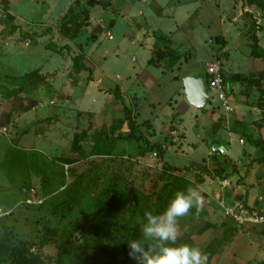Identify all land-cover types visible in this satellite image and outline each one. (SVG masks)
<instances>
[{
  "label": "rangeland",
  "instance_id": "374dc122",
  "mask_svg": "<svg viewBox=\"0 0 264 264\" xmlns=\"http://www.w3.org/2000/svg\"><path fill=\"white\" fill-rule=\"evenodd\" d=\"M73 2L0 0V244L53 264H108L112 254L136 264L127 241L156 248L143 237L145 213L167 207L152 192L174 168L179 191L195 188L202 202L166 243L199 248L207 264L263 263L262 228L237 226L224 207L264 210L263 62L250 56L253 36L264 52V0H77L87 19L64 20ZM209 64L223 74L228 113L207 84L203 111L177 94L185 75L205 81ZM170 66L179 82L159 74ZM214 144L228 151L215 155L219 169Z\"/></svg>",
  "mask_w": 264,
  "mask_h": 264
},
{
  "label": "clouds",
  "instance_id": "9594fccd",
  "mask_svg": "<svg viewBox=\"0 0 264 264\" xmlns=\"http://www.w3.org/2000/svg\"><path fill=\"white\" fill-rule=\"evenodd\" d=\"M202 202L200 192L195 188L177 191L160 215L146 212V223L142 227L145 240L156 239V248H146L144 241H127L128 257L136 264H207V256L190 245L169 246L177 239V218L186 215L194 206ZM135 253V255H134Z\"/></svg>",
  "mask_w": 264,
  "mask_h": 264
},
{
  "label": "trees",
  "instance_id": "16d2710c",
  "mask_svg": "<svg viewBox=\"0 0 264 264\" xmlns=\"http://www.w3.org/2000/svg\"><path fill=\"white\" fill-rule=\"evenodd\" d=\"M80 15L82 17H84L85 19H87V17H88L87 12L79 6L77 0H74L73 4L69 7L67 16H64V20H67L70 17H79ZM13 19L14 18L9 14H7L5 17L6 22L9 24L12 22ZM10 27L13 31L16 28V27L11 26V25H10ZM47 32L48 31H45V32H42L41 34H39V38L41 36L45 35ZM24 37H26V35H24ZM37 37H38L37 35H31V36H28V39L34 40ZM252 41H253V44L251 47L250 56L254 57L256 59H260L263 62V70L261 72V77H260V83L263 84L264 83V52L258 51V43H257L258 40L255 36L252 37ZM50 47L52 49V46H50ZM73 63H74L73 64L74 68L80 69L82 67L81 64L78 62V59H73ZM82 68L84 70L87 69L84 67H82ZM30 77H31L30 75H27V76H24L23 79L29 80ZM7 78H10V77H5V80H8V81L11 80V79H7ZM12 79L17 80L18 78H12ZM88 79L92 80V76L90 77V75H89ZM260 88H261V86H260ZM225 89H226V87H225ZM113 92H114L117 100H119L117 103L119 104L120 107H122V110L124 112V120L127 122V127L129 129V136L132 137V136H134V130H133L134 122L131 118L132 111H131V109H129L125 105L124 101L122 100V97L120 94V89L118 87H115ZM210 116L213 117L212 114ZM218 127H219L218 123L214 122V124H213V132L214 133H216L218 131ZM248 139H250V138L248 137ZM254 144L258 145L256 143H254ZM258 147L262 148L261 146H258ZM155 148L160 149V147L156 144V146L155 145L151 146L150 150L152 151ZM140 155L144 156L143 154H140ZM159 155L162 159L165 155V152L161 150L159 152ZM213 155H214L212 157L213 162L217 166L216 169H219L221 167V163L216 158V156H215L216 154L213 153ZM176 172H178V170H176L174 168H168L166 170H163L160 173L161 174L160 176H162L164 179V182L162 184V188L159 187V190H157L158 188L157 189L155 188V189H153L154 191L152 192V195L159 192V197L156 200L158 203L169 202V200L174 195V193L181 190L182 188H183V190L186 188V186L184 185V181L174 175V174H176ZM262 230L264 231V228H262ZM112 255L104 256V258L106 259L108 264H124L125 256L120 255V256H118V258L116 257V259L115 258L113 259ZM4 256H10L14 260L15 264H53V263L49 262L48 260H46L40 256L28 254V252H25L21 249L11 247L5 243H1L0 244V258H3ZM261 264H264V262Z\"/></svg>",
  "mask_w": 264,
  "mask_h": 264
},
{
  "label": "built area",
  "instance_id": "2783aa9c",
  "mask_svg": "<svg viewBox=\"0 0 264 264\" xmlns=\"http://www.w3.org/2000/svg\"><path fill=\"white\" fill-rule=\"evenodd\" d=\"M205 84L209 90L214 92L219 106L226 111L232 110L231 104L228 101L224 78L221 70L216 64H209L205 70ZM242 143V142H240ZM153 157H157V152H153ZM225 216L229 217L234 224L239 227L245 226H260L264 228V210H251L243 208L240 205L224 207Z\"/></svg>",
  "mask_w": 264,
  "mask_h": 264
},
{
  "label": "water",
  "instance_id": "95a60500",
  "mask_svg": "<svg viewBox=\"0 0 264 264\" xmlns=\"http://www.w3.org/2000/svg\"><path fill=\"white\" fill-rule=\"evenodd\" d=\"M181 84L188 104L198 111H203L210 102L205 88L204 76H186L182 78ZM212 151L214 154H225L223 148H218L216 146H213Z\"/></svg>",
  "mask_w": 264,
  "mask_h": 264
},
{
  "label": "crops",
  "instance_id": "0c3cea01",
  "mask_svg": "<svg viewBox=\"0 0 264 264\" xmlns=\"http://www.w3.org/2000/svg\"><path fill=\"white\" fill-rule=\"evenodd\" d=\"M69 10V7L66 9V12ZM9 15H11V14H9ZM13 18H14V16H13V14L11 15ZM15 19V18H14ZM17 30V28H15V30L13 31V32H15ZM162 50H164L163 48H161ZM167 55H171L170 53H166ZM105 57H107V56H105ZM156 67V66H155ZM175 66H170V68H163L162 70H160V72H159V74H161V75H163L164 73H170V74H172V79L174 80V78H175V76H173L174 74H173V72H172V69L174 68ZM157 68V67H156ZM159 68H161V67H159ZM167 70V71H166ZM136 74V73H135ZM205 74V73H204ZM137 75V74H136ZM197 74H192V75H190L189 77H193V76H196ZM107 77V75H105V72L104 71H101L100 70V78L98 77V79H97V82H99L100 83V85L102 84V77ZM186 76H188V75H185L184 77H186ZM8 77V76H7ZM184 77H182V78H184ZM182 78L179 80L180 81V87H181V92H177V94L179 95L180 93L185 97V95H184V91H183V87H182V84H181V80H182ZM117 79L119 80V82H122V80H121V78L118 76L117 77ZM87 80L89 81V83H92V82H90V81H93V79L92 80H89L88 79V77H87ZM175 81V80H174ZM179 81H175V82H179ZM73 87H74V85H73ZM115 87H118L119 89H120V93H121V96L123 95V92H124V89H123V87L121 86V85H117L116 84V86ZM75 90L76 89H73L72 90V93H74L75 92ZM110 90L111 89H109V90H105V91H107V92H110ZM129 90H132V89H128V91ZM122 99L124 100V97H122ZM186 99V98H185ZM173 102H175V101H173ZM187 102V101H186ZM188 103V102H187ZM137 104H138V102H137ZM151 105H154L153 103H151ZM190 105V104H189ZM191 106V105H190ZM194 108V107H193ZM115 110H116V108H114ZM119 109H122V107H120ZM195 109V108H194ZM106 110V109H105ZM104 110V111H105ZM117 111V110H116ZM123 114H124V112H122ZM133 114V113H132ZM178 124H180V123H178ZM152 129V128H151ZM153 130V129H152ZM155 133H156V131H155ZM215 134V133H214ZM146 138H148V137H146ZM150 141H152L151 140V138H148ZM148 140V141H149ZM214 146H216V147H218V148H223L224 150H225V154L224 155H226V154H228V151L222 146V145H216V144H214ZM213 152V151H212Z\"/></svg>",
  "mask_w": 264,
  "mask_h": 264
},
{
  "label": "flooded vegetation",
  "instance_id": "af4514ba",
  "mask_svg": "<svg viewBox=\"0 0 264 264\" xmlns=\"http://www.w3.org/2000/svg\"><path fill=\"white\" fill-rule=\"evenodd\" d=\"M205 82V81H204Z\"/></svg>",
  "mask_w": 264,
  "mask_h": 264
}]
</instances>
